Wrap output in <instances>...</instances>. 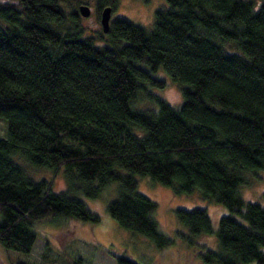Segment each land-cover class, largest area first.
I'll return each mask as SVG.
<instances>
[{"label":"trees","instance_id":"1","mask_svg":"<svg viewBox=\"0 0 264 264\" xmlns=\"http://www.w3.org/2000/svg\"><path fill=\"white\" fill-rule=\"evenodd\" d=\"M163 1L152 28L116 18L93 38L77 17L66 27L63 0H0L3 249L30 253L35 225L47 219L98 222L83 197L114 183L109 211L119 225L159 249L171 245L156 202L139 190L137 176H146L230 210L217 226L203 208L176 212L189 246L216 237V247L199 246L208 264H264V205L239 192L264 172V0ZM117 3L98 0V14ZM160 71L181 87L179 107L153 91L165 86ZM20 160L62 172L66 190L32 179Z\"/></svg>","mask_w":264,"mask_h":264},{"label":"rangeland","instance_id":"2","mask_svg":"<svg viewBox=\"0 0 264 264\" xmlns=\"http://www.w3.org/2000/svg\"><path fill=\"white\" fill-rule=\"evenodd\" d=\"M63 1V9L69 17L66 27L72 26L71 16H74L80 21L84 35L93 38L101 36L104 30L101 15L97 11L98 0ZM253 1L258 7L263 2ZM165 4L163 0H118L111 21L124 18L150 29L155 22L156 10ZM82 5L90 7L89 16L81 14ZM158 75L166 83L163 88H154L153 91L173 106L179 107L183 102L181 87L164 71ZM141 105L148 106V102L141 100ZM6 130V123L0 119V138L6 136ZM19 162L32 179L53 181L56 191L66 190L67 184L62 172L54 175L50 170L31 167L23 160ZM137 180L140 192L156 202L155 217L163 231L173 239L171 245L159 249L144 236L119 225L109 211V205L116 199L119 189L118 183H114L96 199L83 197L90 210L99 216L98 222L64 218L41 221L35 225L37 241L32 251L24 254L7 251L0 246V264H69L74 259H81L83 264H116L115 254H128L142 264H208L201 255L200 247H216V237L203 234L195 238L194 247L189 246L186 240L178 236L179 232L186 234L187 229L179 222L176 212L179 208H203L217 226L223 215H232L230 210L214 201L203 199L199 191L176 194L172 188L154 182L149 177L137 176ZM239 192L246 202H260L264 205V172L248 176Z\"/></svg>","mask_w":264,"mask_h":264},{"label":"water","instance_id":"3","mask_svg":"<svg viewBox=\"0 0 264 264\" xmlns=\"http://www.w3.org/2000/svg\"><path fill=\"white\" fill-rule=\"evenodd\" d=\"M80 12L84 17H87L91 14V9L87 5H82L80 7ZM113 14V8L112 6H107L102 10L101 13V23L103 26V30L105 33H107L110 29L111 19Z\"/></svg>","mask_w":264,"mask_h":264}]
</instances>
